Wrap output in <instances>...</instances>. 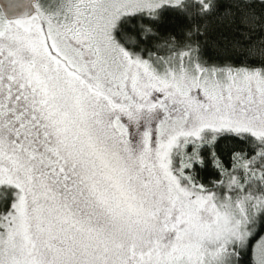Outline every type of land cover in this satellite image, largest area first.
<instances>
[{"label":"snow or ice","instance_id":"snow-or-ice-1","mask_svg":"<svg viewBox=\"0 0 264 264\" xmlns=\"http://www.w3.org/2000/svg\"><path fill=\"white\" fill-rule=\"evenodd\" d=\"M3 4L0 264H264V0Z\"/></svg>","mask_w":264,"mask_h":264},{"label":"water","instance_id":"water-1","mask_svg":"<svg viewBox=\"0 0 264 264\" xmlns=\"http://www.w3.org/2000/svg\"><path fill=\"white\" fill-rule=\"evenodd\" d=\"M26 10H31V6L28 5L27 8L26 7H20L17 12L15 13V15H19L21 13H23ZM0 11H5V14L7 16H9L11 18V14L8 13L7 9L5 8L4 4H3V0H0Z\"/></svg>","mask_w":264,"mask_h":264},{"label":"trees","instance_id":"trees-1","mask_svg":"<svg viewBox=\"0 0 264 264\" xmlns=\"http://www.w3.org/2000/svg\"><path fill=\"white\" fill-rule=\"evenodd\" d=\"M254 243V242H253ZM251 257H249V259H250Z\"/></svg>","mask_w":264,"mask_h":264}]
</instances>
